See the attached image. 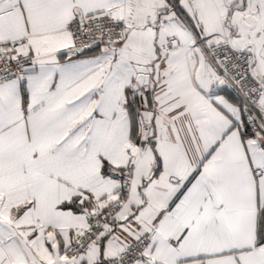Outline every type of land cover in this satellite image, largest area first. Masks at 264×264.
<instances>
[{
  "label": "snow or ice",
  "instance_id": "1",
  "mask_svg": "<svg viewBox=\"0 0 264 264\" xmlns=\"http://www.w3.org/2000/svg\"><path fill=\"white\" fill-rule=\"evenodd\" d=\"M0 264H264V0H0Z\"/></svg>",
  "mask_w": 264,
  "mask_h": 264
}]
</instances>
